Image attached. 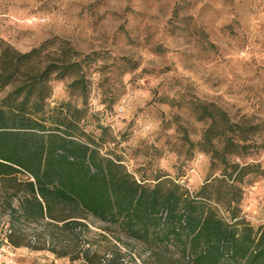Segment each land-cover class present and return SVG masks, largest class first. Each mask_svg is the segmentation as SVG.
I'll use <instances>...</instances> for the list:
<instances>
[{
  "label": "rangeland",
  "instance_id": "1",
  "mask_svg": "<svg viewBox=\"0 0 264 264\" xmlns=\"http://www.w3.org/2000/svg\"><path fill=\"white\" fill-rule=\"evenodd\" d=\"M52 38L77 55L46 51L31 70L91 56L81 64L86 130L99 136L106 126L103 152L135 179L165 176L190 192L200 188L211 172L210 156L195 147L208 125L197 120L196 104L257 126L256 146L232 161L264 171V0H0V75L12 57ZM73 79L50 78L51 107L84 106L68 88ZM15 86L0 87V98ZM25 181L0 177V236L10 230L22 264H186L91 216L80 214L63 234L51 220L25 222ZM240 209L253 228L264 225V173L243 186Z\"/></svg>",
  "mask_w": 264,
  "mask_h": 264
},
{
  "label": "trees",
  "instance_id": "2",
  "mask_svg": "<svg viewBox=\"0 0 264 264\" xmlns=\"http://www.w3.org/2000/svg\"><path fill=\"white\" fill-rule=\"evenodd\" d=\"M50 50L77 55L52 38L12 57L9 72L0 75L1 88L16 83L0 98V177H26L22 220H51L48 225L63 234L77 225L73 219L87 215L186 264H264V225L253 228L240 209L243 186L264 171L232 161L256 146L258 127L234 122L214 105L196 104L197 120L208 125L195 147L210 156L211 174L194 192L165 176L152 183L137 180L118 157L103 152L106 126H98L99 136L86 130L88 92L81 64L91 56L52 59L40 71L31 70ZM51 77H76L68 88L84 106L51 107Z\"/></svg>",
  "mask_w": 264,
  "mask_h": 264
},
{
  "label": "built area",
  "instance_id": "3",
  "mask_svg": "<svg viewBox=\"0 0 264 264\" xmlns=\"http://www.w3.org/2000/svg\"><path fill=\"white\" fill-rule=\"evenodd\" d=\"M10 230L0 236V264H22L16 255L15 248L10 244Z\"/></svg>",
  "mask_w": 264,
  "mask_h": 264
}]
</instances>
